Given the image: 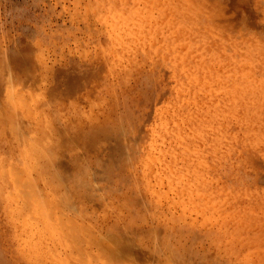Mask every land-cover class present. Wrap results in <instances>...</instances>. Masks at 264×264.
Here are the masks:
<instances>
[{
    "label": "rangeland",
    "instance_id": "obj_1",
    "mask_svg": "<svg viewBox=\"0 0 264 264\" xmlns=\"http://www.w3.org/2000/svg\"><path fill=\"white\" fill-rule=\"evenodd\" d=\"M0 264H264V0H0Z\"/></svg>",
    "mask_w": 264,
    "mask_h": 264
},
{
    "label": "bare ground",
    "instance_id": "obj_2",
    "mask_svg": "<svg viewBox=\"0 0 264 264\" xmlns=\"http://www.w3.org/2000/svg\"><path fill=\"white\" fill-rule=\"evenodd\" d=\"M108 243H110V242H108ZM113 243H116V242H113ZM108 245V244H107ZM119 245V244H118ZM114 246V245H113ZM112 248V247H111Z\"/></svg>",
    "mask_w": 264,
    "mask_h": 264
}]
</instances>
